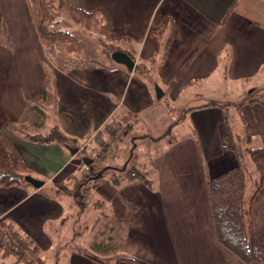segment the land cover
Instances as JSON below:
<instances>
[{"label": "crops", "instance_id": "crops-1", "mask_svg": "<svg viewBox=\"0 0 264 264\" xmlns=\"http://www.w3.org/2000/svg\"><path fill=\"white\" fill-rule=\"evenodd\" d=\"M233 3L64 0L65 9L102 15L108 40L133 49L135 63H146L153 57L150 33L170 18L172 40L151 82L110 58L112 64L103 67L90 64V60L72 67L52 59L50 56L58 57L67 43H42L29 0H0V130L31 176L47 188L53 181L72 186L88 169L83 171L85 166L77 153L70 154L58 143L31 141L35 135L20 130V125L27 124L25 119L35 116L37 122L30 124L42 130L38 134L44 138L53 125L47 123L46 111L38 106L44 100H53L60 130L83 145L85 152L98 151L111 128L115 131L121 125L136 128L137 138H160L177 119L178 108H193L172 127L173 142L154 144L158 151L146 167L150 188L139 181L117 187L110 180L111 174L90 184L91 200L103 202L101 211L124 231L117 258H135L147 264H244L215 239L206 187L207 180L239 166L236 155L224 149V110L207 104H229L240 120L242 117L254 148L264 145L263 105L245 101L239 115L234 106L238 103H223L214 97L224 90L225 81L264 91V0H238L230 11ZM168 36L169 31L161 41ZM154 85L162 91L160 99ZM209 90L213 91L203 98V92ZM199 98H203L202 104H192ZM38 99L42 102L35 103ZM38 117L45 119L38 121ZM109 142L111 152L106 150L109 154L104 153L101 159H125V142ZM98 168L109 169L108 165ZM71 211L72 198L53 189L0 187V226L12 228L38 254L52 250L51 228L60 226ZM64 257L67 264H98L73 251Z\"/></svg>", "mask_w": 264, "mask_h": 264}, {"label": "trees", "instance_id": "trees-1", "mask_svg": "<svg viewBox=\"0 0 264 264\" xmlns=\"http://www.w3.org/2000/svg\"><path fill=\"white\" fill-rule=\"evenodd\" d=\"M237 2L238 0H234L230 11L235 8ZM29 4L36 30L44 44L78 43L73 35L57 28L60 24V21L56 18V11L58 10L64 11L70 17L73 24L85 32L91 31L96 26L95 20L97 17L104 19L103 30L106 42L100 41L103 50L109 56L115 51L127 54L134 61V74L142 76L151 82L155 72L165 60L172 40V21L168 18L158 31L150 33V39L154 47L153 57L146 63H135L136 56L133 49H123L117 43L108 40L106 36L107 22L102 15L100 17L96 12L86 13L77 8H69L66 10L64 0H29ZM167 31H169V36L166 41L162 42L161 38ZM89 63L103 67L102 65H97L95 61H89ZM182 74L183 71L177 75L176 79ZM248 102H258L264 106V102L260 99H250ZM243 103L244 101L234 105L238 113ZM206 106H219L224 110V149L232 151L239 162V166L235 170L220 178L207 180L206 183L215 239L244 264H264V145L259 148L251 147V136L248 134V128L242 117L241 122L244 125L243 133H245V137L241 139L242 136L240 134L234 133L228 113L229 104L218 105L217 103H210ZM167 109L172 113L174 112L169 105H167ZM191 109L193 108L182 110L179 117L174 120L170 128L160 138L153 139L147 135H142L138 138H142L143 140L148 139L153 145L159 144L164 140L167 142L170 141L169 143L173 142L172 140L174 139L171 140L172 127L183 120ZM239 115L241 114L239 113ZM29 139L41 143H58L67 150L68 148L78 149L79 152L77 155L81 158H83L85 152L84 146H79L76 139L65 135L60 130L56 121L50 127L44 138L32 136ZM241 144H245V146ZM246 158L250 160V163L246 161ZM252 167L256 175L252 173ZM104 170L111 173L110 180L117 187L135 181L142 182L149 188L151 187L148 170L142 171L136 166L129 164L116 168L109 167V169H95L94 167L93 172H89L88 170V177H82L72 187H68L63 182L53 181L48 188L46 185L40 191L53 189L59 195L71 197L76 208L73 224H76L80 218L84 217L89 200H91L87 190L89 188L88 186L92 181L103 180L106 175ZM26 176H31L30 170L25 166L8 136L0 130V187H30L24 181ZM93 178L97 179L93 180ZM94 204L98 210H102L104 205L100 201H96ZM101 215L104 219L114 221L103 211H101ZM66 218L62 221V224L66 222ZM84 228H87V226H84ZM0 244L5 256L12 257L22 262V264L44 263L39 258V254L31 249L30 244L10 227L0 226ZM98 246L101 247L102 245ZM98 246L93 245L91 248L98 250ZM77 253L98 264H111L107 260L103 261L91 255L90 252L77 250ZM120 261H127L134 264H147L135 258L122 257L116 258L113 264H117Z\"/></svg>", "mask_w": 264, "mask_h": 264}, {"label": "rangeland", "instance_id": "rangeland-1", "mask_svg": "<svg viewBox=\"0 0 264 264\" xmlns=\"http://www.w3.org/2000/svg\"><path fill=\"white\" fill-rule=\"evenodd\" d=\"M56 18L60 21V24L57 28L73 35L77 39L78 43L66 42L68 46L65 48V50H63L61 54H58V57L57 55L54 56V54H52L50 56L52 59H58L65 65H70L72 67H77L79 66V63H84L85 61L89 60L95 61L97 65L108 64L111 62L109 60L110 56L103 50L100 44V41L106 42V37L104 35L103 30L104 20L102 18L97 17V19L95 20L96 26L89 32L82 31L76 25H74L70 17L64 11H56ZM46 45L51 46L54 44L47 43ZM65 45H63L62 47H65ZM110 64H112V62ZM249 86V84L243 83L242 85H238L236 83H228L225 81L224 90L218 91L214 97L215 99L223 103L235 104L240 103L242 101H249L250 99H260L264 102V91L261 92V90L257 91V89L248 88ZM206 91L203 92L204 94L202 93L203 98L205 99L208 98L207 93L210 94L213 90H209V92ZM202 99L199 98V100H193L194 102H192V104H202ZM44 101V103H41L42 101L38 99L34 102L41 103L38 106L44 108V110L46 111L48 116L47 123L51 124L52 122L53 124L56 121L54 119L55 117L53 100L50 99L49 101ZM180 111H182V109L178 108L176 111V118L179 117L181 113ZM228 113L230 115L229 117L232 130L234 131V133L240 134L242 136L241 139H243V137H245V133H243V125L240 120V117L231 108L229 109ZM34 118L36 117L34 116L33 118H28L29 121L25 119L23 123L25 122L27 124H24V126L20 125V130L24 132V134H34L35 136L40 137L41 134L38 133L40 131L42 133V130L37 131V129L30 124L37 122V119ZM44 119L45 118L43 117V120ZM43 120L41 118L38 119V121ZM130 127L131 126H129L128 124L121 125L117 129H115V131L111 128L112 131L110 133L108 132L107 137L102 140L104 144L101 146V148L98 151L96 150V152H84L85 154H83V158L87 157L92 159V166H94L95 169H97L100 165H108V167L114 166V168H116L123 165L127 166L131 164L136 166L138 169L145 171L147 165L151 164L152 159L156 155L158 147L150 143L148 139H145L143 141L142 138H137L136 128H133V130H131ZM113 139L114 142L121 140L125 142L122 143V146H127L126 157L125 159L123 157L119 159H113L109 156L107 157V160L104 161L101 158L107 153L106 150L109 151V153L111 152V149L108 150L107 145L110 143L109 141H112ZM132 145H137V148H133ZM241 145L245 146V144ZM250 145L252 148L255 147L254 142ZM163 146L161 145L160 148H162ZM100 161L102 162V164L100 163ZM246 161L250 163V160L248 158H246ZM87 168L88 167L86 166L84 167L83 171L85 173L87 171ZM251 170L252 173L256 175L253 167L251 168ZM105 173L111 174L107 170L105 171ZM86 177H88V175H86ZM66 185L68 187L73 186H69L68 184ZM91 192L92 191H90V195L92 196ZM75 213L76 208L74 207V211L70 212L64 224L61 223L60 226L51 228L53 243L52 250L44 254H39V258L44 261L43 264H67L68 262L66 258H62V255L69 254L71 250L76 253L77 250H83L88 253L90 252L91 255L98 257L103 261L107 260L109 263L113 264L116 258L118 257L117 254H119L122 246V240L124 236L123 229L116 227L114 224L111 223L110 220L104 219L101 215V210L95 208V204L92 200H89L88 208L86 209L84 217L80 218L78 223L73 224V220H75ZM84 226H87V228H84ZM71 240L73 241L71 242ZM93 245L102 246H98V250H94L91 248V246ZM68 247H70L71 249ZM99 250H101V252H99ZM0 264H22V262H19L18 260L12 257L5 256L2 248L0 247Z\"/></svg>", "mask_w": 264, "mask_h": 264}, {"label": "water", "instance_id": "water-1", "mask_svg": "<svg viewBox=\"0 0 264 264\" xmlns=\"http://www.w3.org/2000/svg\"><path fill=\"white\" fill-rule=\"evenodd\" d=\"M111 60L118 65L123 66L124 68H126V70L128 72H132L134 69V61L125 53L123 52H112L110 55ZM155 93H156V98L160 99L162 97V91L158 86H155ZM68 151L70 152V154L74 155L78 152L77 149L74 148H68ZM82 162L83 164L89 168V172H93L94 171V167L93 165V160L87 157L82 158ZM97 178H93V180H95ZM24 181L30 185L32 188L39 190L44 186V182L39 181L37 179H34L31 176H26L24 178Z\"/></svg>", "mask_w": 264, "mask_h": 264}, {"label": "bare ground", "instance_id": "bare-ground-1", "mask_svg": "<svg viewBox=\"0 0 264 264\" xmlns=\"http://www.w3.org/2000/svg\"><path fill=\"white\" fill-rule=\"evenodd\" d=\"M85 166V165H84Z\"/></svg>", "mask_w": 264, "mask_h": 264}]
</instances>
